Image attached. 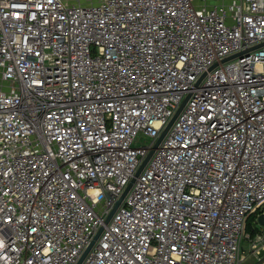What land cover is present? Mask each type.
<instances>
[{
	"label": "built area",
	"instance_id": "built-area-1",
	"mask_svg": "<svg viewBox=\"0 0 264 264\" xmlns=\"http://www.w3.org/2000/svg\"><path fill=\"white\" fill-rule=\"evenodd\" d=\"M252 214L264 0H0V264H77L101 227L80 264H241Z\"/></svg>",
	"mask_w": 264,
	"mask_h": 264
},
{
	"label": "rangeland",
	"instance_id": "rangeland-1",
	"mask_svg": "<svg viewBox=\"0 0 264 264\" xmlns=\"http://www.w3.org/2000/svg\"><path fill=\"white\" fill-rule=\"evenodd\" d=\"M229 0H196L197 3L215 4ZM144 142V138L140 141ZM252 221L251 231H247L248 238L242 241L241 251L244 259L241 264H254L264 256V229Z\"/></svg>",
	"mask_w": 264,
	"mask_h": 264
},
{
	"label": "water",
	"instance_id": "water-1",
	"mask_svg": "<svg viewBox=\"0 0 264 264\" xmlns=\"http://www.w3.org/2000/svg\"><path fill=\"white\" fill-rule=\"evenodd\" d=\"M186 98L182 105L180 106V108L178 109V111L176 112V114L173 116V118L170 120V122L168 123L167 127L165 128V130L162 132V134L160 135V137L158 138L157 142L155 143L154 149L157 148L159 146V144L161 143V141L163 140L164 136L166 135V133L168 132V130L171 128L173 122L175 121L176 117L178 116V114L180 113V111L182 110V108L184 107L185 103L187 102ZM154 149H152L148 155L146 156V158L143 160L142 164L140 165L139 169L136 172V176H138L140 174V172L143 170V168L145 167V165L147 164L148 160L150 159L151 155L154 152ZM135 181V178L132 179V181L129 183V185L127 186L126 190L124 191L123 195L121 196V198L117 201V203L115 204V206L113 207V209L111 210L110 214L108 215V217L105 220V223H108L109 220L112 218L113 214L115 213L117 207L120 205V203L122 202L123 198L125 197V195L127 194V192L129 191V189L131 188L133 182ZM258 224L260 226L263 227L264 229V214H260L257 218ZM103 227H101L97 234L95 235L94 239L92 240L91 244L88 246L87 250L84 252V254L82 255V257L80 258L79 262L77 264H80L84 258L86 257V255L89 253L90 249L93 247L95 241L97 240V238L100 236V234L103 231ZM254 264H264V256L262 258H260L259 260H257Z\"/></svg>",
	"mask_w": 264,
	"mask_h": 264
},
{
	"label": "trees",
	"instance_id": "trees-1",
	"mask_svg": "<svg viewBox=\"0 0 264 264\" xmlns=\"http://www.w3.org/2000/svg\"><path fill=\"white\" fill-rule=\"evenodd\" d=\"M256 214H252L247 221V231H251L252 221H255Z\"/></svg>",
	"mask_w": 264,
	"mask_h": 264
}]
</instances>
